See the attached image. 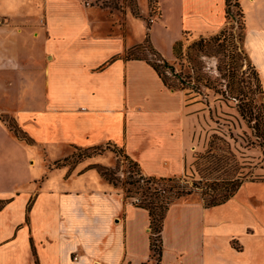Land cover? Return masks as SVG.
Returning a JSON list of instances; mask_svg holds the SVG:
<instances>
[{"label": "crops", "instance_id": "0c3cea01", "mask_svg": "<svg viewBox=\"0 0 264 264\" xmlns=\"http://www.w3.org/2000/svg\"><path fill=\"white\" fill-rule=\"evenodd\" d=\"M238 2L243 46L264 88V0ZM138 3L154 17L150 39L168 61L184 33L228 25L226 0H157L154 10L150 0ZM0 22V264H158L147 210L96 169L55 164L78 149L116 146L144 175L181 177L203 104L168 88L146 60H126L144 40L126 43L120 11L84 0H0ZM107 153L90 166H112ZM254 200L173 203L160 264H264V206Z\"/></svg>", "mask_w": 264, "mask_h": 264}, {"label": "rangeland", "instance_id": "374dc122", "mask_svg": "<svg viewBox=\"0 0 264 264\" xmlns=\"http://www.w3.org/2000/svg\"><path fill=\"white\" fill-rule=\"evenodd\" d=\"M84 1H87V3L90 2L97 7L106 8L112 14L118 11L126 14V43L134 44L135 42L144 40L142 44H145L147 31L149 29L148 27L153 21L150 16L145 17L142 15L138 0ZM232 2L234 3L235 0H232ZM154 3L153 0V4ZM128 14L137 19L144 20L146 28H143L136 21L131 22L128 25ZM228 22V27L232 26L233 28L231 33H227L228 37L230 36L229 34H231V36L233 34L234 36H232L233 41H230L228 38V42L224 43L227 44V46L223 53H216L218 45H216V47H210V49H206L205 51L195 48L192 52L193 54H191V58L194 61L190 63L185 55L188 53V47L190 44L198 39L187 35L183 40V54L185 57L179 59L173 57L170 61L171 64L175 66V74L181 75L179 80L170 75V79L172 80L171 83L177 86H183V81L187 84H190L188 82H194L192 84L193 86L190 84L187 90H183L187 96V101L201 103V105L203 104V107H200L198 112H196L199 113L202 118L199 121L198 130L194 136V150L192 151V157L186 167L185 174L181 176L183 188L192 190V194L188 196L185 195L177 201L200 200L203 202L201 192L202 190L205 191L208 189L207 185L199 183V168L201 169L203 167V162L201 161L199 166L196 162L200 157H204L209 150H213L216 153L227 154V151L224 152V149H228L221 143H212V138L215 134L217 136H223L222 134L227 136H230V134L232 135L233 138L227 137V140L230 142L231 150L237 153L240 158L242 157L240 161L244 163L245 166L249 167V169L245 170L248 177L252 175H264V169L261 168V166L264 168V154L262 149L258 146L249 147V140H254L255 138L252 135V130L248 126V123L242 119L240 115L239 111L240 108H244V103L242 101V96L238 95L235 87H241L243 91L251 92L252 95L250 96V100L254 103L256 111L261 116L264 115V92L259 88L258 82L254 78L252 68L249 67V64L245 60V49L243 46L244 30L242 29L244 20L243 17L240 16L238 8L232 6ZM164 38L165 36H162L161 33L158 31L155 32V43L159 44L163 51L168 53L169 42ZM206 44H223V41L214 42L211 40ZM232 44H237L238 47H236V50ZM137 54L144 59L151 58L150 52L146 50L138 49ZM171 54L172 53H170V55ZM228 63H233V65L230 64L229 67H226ZM226 70H233L237 76L238 85H235L230 81ZM239 81L242 82V85ZM230 82L231 84L228 86ZM10 126L13 127L14 130L17 128L13 123H11ZM22 135L23 133H21V135L19 134V136ZM107 152L110 153L108 154ZM106 153L111 159L112 166H90L97 162V160L94 161L93 157L99 155L104 156ZM117 154V149L112 146L106 148L97 147L86 150L78 149L66 157L69 158L66 163L65 158L56 163L59 164V166L56 164L55 166H69L70 170H72L79 164L78 170H85V168L88 167L87 172L92 171L93 169L98 171V167L107 169L110 174H112L113 178H115V184H117V188L121 190V193L125 198L128 195H133L132 187L127 183L130 181L129 176L134 169L132 164L125 161L122 157L121 160L118 158L116 161L115 156L118 157ZM201 160L204 161V159ZM69 167H67L68 170ZM258 181H264V179ZM196 186H201V189H196ZM251 198L258 200V206H264V203L262 204V201L264 200V183L256 186H247L246 188L241 189L235 198L225 206H244L247 203L250 204ZM126 199L134 202V198ZM256 200H254V203Z\"/></svg>", "mask_w": 264, "mask_h": 264}, {"label": "trees", "instance_id": "16d2710c", "mask_svg": "<svg viewBox=\"0 0 264 264\" xmlns=\"http://www.w3.org/2000/svg\"><path fill=\"white\" fill-rule=\"evenodd\" d=\"M226 1L227 21H229L232 6L238 8V10L240 11V16H242L244 20V15L238 0H235L234 3L232 2V0ZM154 2L155 3L153 4V0H150L153 10L156 7L157 0H154ZM151 26L152 23L148 28L150 29ZM149 29L147 31L145 44H140L130 49L126 53V60L144 59L138 56V49L149 51L151 58H147L144 60H146L153 66L159 77L168 88L183 91L187 90L190 84L191 86H193L192 84L194 82H188L190 84H187L185 81H183V86H177L171 83L172 80L170 79V75L177 78L178 80L181 75L175 74V66L172 65L171 62L168 61L161 52L155 49L150 39ZM232 29V26L228 27L227 25L219 33L210 34L214 36L202 35L200 37H197L196 39L198 40L194 41L188 47V53L185 55L188 61L190 63L194 61L191 58V54H193L192 52L195 48L205 51L206 49H210V47H216V45H218L216 53H223L226 50L227 46V44L224 43L228 42V38L230 39V41H233L232 36L234 35L232 34L231 36V34H229L230 36L228 37L227 34L231 33ZM242 29L245 30V23H243ZM187 35L192 36L190 33H184V38ZM183 40L184 39L176 41L173 47V54L177 59L185 57L183 54ZM209 40H212L214 42L223 41V44H206L207 42H210ZM232 45L236 50V47H238L237 44ZM244 55L246 62L249 64V67L252 68L254 78L258 82L259 88L264 92V88L262 86V82L256 68L250 62L249 57L245 51ZM230 64L233 65V63ZM230 64L228 63L226 67H229ZM226 73L228 74V78L230 79V81L233 84L238 85V79L233 70H226ZM231 82L228 84V86L231 84ZM235 89L238 92V95L242 96V101L244 103V108H240V115L242 119H244L248 123V126L252 130V135L255 138L254 140H249V147L258 146L262 149L264 154V115L261 116L256 111L254 103L250 100V96L252 95L250 91H243L241 87H235ZM15 132L18 135H21L22 133L18 127L15 128ZM222 135L223 136H217L215 134L212 138V143L218 142L226 146L228 149H224V152L227 151V154L216 153L213 150H209L204 157H200L196 162L198 166L201 161L203 162V167L201 169L199 168V183L207 185L208 190H202L201 192L203 204L206 208L226 204L236 195V193L246 181H258L264 179V175H252L248 177V174L245 172V170L249 169V167L245 166L244 163L240 161L242 157L240 158L237 153L231 150L230 142L229 140H227V137H232V135ZM114 148L117 149V156L120 160L122 157L125 161H128L133 166L134 170L130 173V181L127 183L132 187L131 189L133 191V195H128L127 197H125V199L134 198L133 204L135 206L148 211L151 228V250L153 256L157 258L158 264H160L163 255L162 231L167 212L170 209V206L178 199L182 198L185 195H191L192 190L183 188L181 177H156L144 175L138 163L125 155L124 152L118 149L116 146ZM201 159H204V161ZM68 160L69 158H66L65 163ZM56 165L59 166V164ZM261 168L264 169L263 166H261ZM98 171L104 179H106L110 184L117 188V184H115V178H113L109 170L98 167ZM196 189H201V186H196Z\"/></svg>", "mask_w": 264, "mask_h": 264}, {"label": "built area", "instance_id": "2783aa9c", "mask_svg": "<svg viewBox=\"0 0 264 264\" xmlns=\"http://www.w3.org/2000/svg\"><path fill=\"white\" fill-rule=\"evenodd\" d=\"M154 20V17H152V21ZM0 24H1V22H0ZM77 259V258H76Z\"/></svg>", "mask_w": 264, "mask_h": 264}]
</instances>
